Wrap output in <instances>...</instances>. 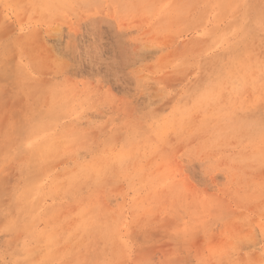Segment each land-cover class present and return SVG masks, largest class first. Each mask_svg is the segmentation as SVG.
<instances>
[{
  "label": "rangeland",
  "instance_id": "374dc122",
  "mask_svg": "<svg viewBox=\"0 0 264 264\" xmlns=\"http://www.w3.org/2000/svg\"><path fill=\"white\" fill-rule=\"evenodd\" d=\"M0 264H264V0H0Z\"/></svg>",
  "mask_w": 264,
  "mask_h": 264
}]
</instances>
